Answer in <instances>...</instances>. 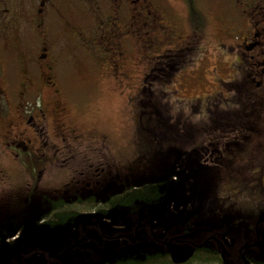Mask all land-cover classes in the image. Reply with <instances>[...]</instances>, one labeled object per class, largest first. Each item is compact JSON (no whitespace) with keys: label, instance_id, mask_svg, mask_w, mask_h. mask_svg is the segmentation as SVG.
<instances>
[{"label":"flooded vegetation","instance_id":"obj_1","mask_svg":"<svg viewBox=\"0 0 264 264\" xmlns=\"http://www.w3.org/2000/svg\"><path fill=\"white\" fill-rule=\"evenodd\" d=\"M174 1H183L193 33V0ZM220 2L231 23L219 28L233 38L221 45L226 73L213 76L214 89L178 97L161 88L194 65L195 43L179 44L171 0H0V264L76 263V250L99 255L107 241L130 247L139 233L168 247L197 221L216 250L236 215L258 217L248 226L253 240L241 232L229 257L259 264L241 247L257 238V219L264 226V0ZM82 63L115 89L139 93L141 149L133 134L71 115L64 71L78 73ZM155 85L159 108L150 100ZM108 159L125 165L124 182ZM54 172L68 178L54 182ZM140 194L142 214L117 225V209H132ZM78 216L86 219L70 228ZM64 231L76 232L55 241Z\"/></svg>","mask_w":264,"mask_h":264},{"label":"rangeland","instance_id":"obj_2","mask_svg":"<svg viewBox=\"0 0 264 264\" xmlns=\"http://www.w3.org/2000/svg\"><path fill=\"white\" fill-rule=\"evenodd\" d=\"M171 1L172 7L176 10L179 19H181L179 44H181L182 47L187 45L189 48L190 44L194 41L195 44H191V49L195 51L194 57L196 60L193 66L187 65V67L182 68L183 71L177 72L178 74L174 73L171 82L169 84L167 83V87L161 88L160 85H155L154 87L156 88H152L153 90L150 93V100H153L151 105H154L156 108L160 107V102L157 101L160 96V89L158 88H161L164 91L165 89L176 92L178 91V97L180 95L182 97L193 96L198 93H203L210 88L214 89V83L212 80L213 76H224L227 69L226 49L225 47L222 48L221 45L225 43L229 45L233 42V38L229 35L231 32L228 30L226 33H223L221 31L222 29L219 28L221 21L227 23V27H230L229 23H231L221 17V11L217 5H220L223 11H226L228 8L227 5L221 3L220 0H193L195 17H197L198 22L197 30H194L193 33H190L189 31L191 26L190 19L183 1H180L181 4L174 0ZM80 65L81 67L80 71H77L78 73L73 70H63L66 73L63 78V86L67 92V103L71 115L79 121L82 120L85 125L89 122L99 125L109 123V126H115L114 130L117 133L127 132L129 133V137L133 134L137 148L141 149L143 144V137L141 136L143 132L137 127V125L135 126V123L133 122L135 115L139 112V93L129 89L128 92L130 99L127 104L125 100L128 93L127 91L120 90L119 88L115 89L116 86L111 82H106L92 72H86L90 68L85 67L83 63ZM75 66L70 67V69H74ZM177 96L173 94L170 98L171 100H178ZM129 137L128 139L130 140ZM107 162V170L118 171L123 178L121 181L124 182L126 172L125 165L120 164L115 159H108ZM77 168L83 169L84 167L78 165ZM142 172L143 169L139 167V177ZM65 178H68L65 172L63 174L54 172L52 177L53 181H57V183ZM142 178L143 177L141 176V179ZM242 211L249 214L252 210L250 205H244ZM220 212L221 210L214 214H219ZM195 219L198 220L196 217ZM113 220L116 223L118 220L123 223L125 217L116 216L113 217ZM241 221L243 220H237V228L235 227L234 229L249 233L248 228L246 229ZM198 224H200L199 221H197V225ZM258 232L261 239H264V226H261L258 229ZM55 241L57 240L55 239ZM137 246L138 245H133L131 248ZM173 248H178V245L174 244ZM261 252V256H264V250ZM190 264L210 263H206V261L196 258Z\"/></svg>","mask_w":264,"mask_h":264},{"label":"trees","instance_id":"obj_3","mask_svg":"<svg viewBox=\"0 0 264 264\" xmlns=\"http://www.w3.org/2000/svg\"><path fill=\"white\" fill-rule=\"evenodd\" d=\"M141 196L142 195L140 194L137 202L134 204L135 206H133L132 209H129V207L125 206L117 209V216H127H124L125 221L123 223L118 220L117 225L122 224L129 226V216L135 219L137 214V218L142 214L143 206ZM254 219H256V216H254L249 222H253ZM74 226L79 227V221L76 219H74L73 222L69 224L70 228ZM196 226L197 222H195L193 225H190L189 229L187 230L183 228V234L179 237L181 241L179 242L177 251L178 254H175V252L169 250L167 247L155 244L150 240V238L145 239L143 237L145 242L135 248L116 246L110 252L102 256H89L87 253H82L81 250H76L75 255L77 256V262H65L63 264H190L196 258L204 260L206 263L208 262L210 264H224L220 254V246L217 244L215 250L213 248L215 246L214 243L211 242L210 245H208L207 243L209 242H203L202 239L204 238L205 234L202 230L196 228ZM229 226V236L231 237V241H229L228 244L225 243V255L230 264H235L233 259L229 256H231V254H236L238 245L241 244V240L238 239L240 231L234 229L235 227L237 228L236 217L230 216ZM191 229H196V232H190ZM75 232L76 231H64V235H73ZM199 237L201 238L199 239ZM57 242H61V240H57ZM233 246L235 247L231 249ZM254 260L259 262V264H264V256L256 255Z\"/></svg>","mask_w":264,"mask_h":264},{"label":"water","instance_id":"obj_4","mask_svg":"<svg viewBox=\"0 0 264 264\" xmlns=\"http://www.w3.org/2000/svg\"><path fill=\"white\" fill-rule=\"evenodd\" d=\"M259 220L256 222V228H255V233H256V241L253 243V244H251L250 246H258V247H261L262 246V244L259 242V233H258V225H259ZM135 237H136V235H135ZM168 244V243H167ZM116 245V241H114V242H109V241H107V242H105L104 243V245H103V249L101 250V251H99L98 252V254L99 255H104V254H106L107 252H109L114 246ZM72 246H74V244L72 245ZM71 246V247H72ZM223 250H224V247L221 245V251L223 252ZM66 252V251H65ZM65 252H63V253H65ZM63 253H61L60 254V256L61 255H63ZM244 264H248V262H247V260H245L244 261Z\"/></svg>","mask_w":264,"mask_h":264}]
</instances>
